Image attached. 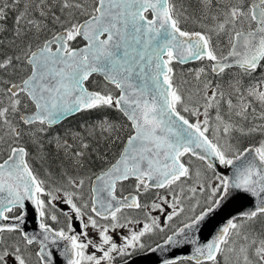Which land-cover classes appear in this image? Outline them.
I'll return each mask as SVG.
<instances>
[{
    "label": "snow or ice",
    "instance_id": "1",
    "mask_svg": "<svg viewBox=\"0 0 264 264\" xmlns=\"http://www.w3.org/2000/svg\"><path fill=\"white\" fill-rule=\"evenodd\" d=\"M145 261L264 264V0H0V264Z\"/></svg>",
    "mask_w": 264,
    "mask_h": 264
},
{
    "label": "water",
    "instance_id": "2",
    "mask_svg": "<svg viewBox=\"0 0 264 264\" xmlns=\"http://www.w3.org/2000/svg\"><path fill=\"white\" fill-rule=\"evenodd\" d=\"M30 227H32V225H30ZM143 264H152V261H145Z\"/></svg>",
    "mask_w": 264,
    "mask_h": 264
}]
</instances>
